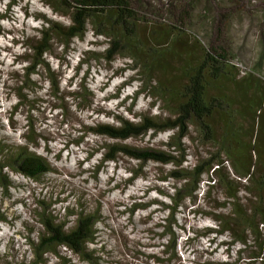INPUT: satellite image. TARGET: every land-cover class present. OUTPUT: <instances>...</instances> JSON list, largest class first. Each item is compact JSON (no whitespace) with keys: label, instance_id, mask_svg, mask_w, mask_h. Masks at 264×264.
I'll list each match as a JSON object with an SVG mask.
<instances>
[{"label":"trees","instance_id":"trees-1","mask_svg":"<svg viewBox=\"0 0 264 264\" xmlns=\"http://www.w3.org/2000/svg\"><path fill=\"white\" fill-rule=\"evenodd\" d=\"M158 1L161 5L168 2ZM183 1L185 8L179 13V21L168 17L158 22L140 15L132 0H44L57 15L69 18L71 24L42 18L47 28L37 29L31 37L23 36L27 66L15 78V94L20 103L24 101L22 91L34 89L36 81L30 76L35 74L50 82L48 95L53 93L61 99L59 82L44 54L51 52L54 43L66 50L73 38L83 39L89 30L94 37L104 36L109 44L102 53L104 60L109 63L119 56L130 58L132 64L126 67L137 70L134 78L142 81L140 91L158 98L166 113H140L139 124L117 117L119 128L108 124L84 126L86 131L113 141L104 145L108 148L106 160H119L120 155L128 157L139 161V172L149 163L174 165L162 177L163 181L169 177L173 180V202L167 205L159 201L168 210L163 227L171 238L164 252L170 255L164 261L151 258L157 264L178 260L173 225L179 227L176 217L180 208L187 207V197L189 205L197 204L191 213L211 217L218 223L217 229L192 228L195 237L227 232L230 239L222 242L226 250L239 244L234 253L237 259H244L245 255L244 264H264V9L260 7L252 15L245 10L247 4L244 9L240 7L246 0ZM251 1L257 4L260 0H248ZM16 3L17 0H9L7 8ZM235 25L246 26L247 38L258 47L251 66L235 45L238 36L230 34ZM211 39L219 40L221 45H215ZM72 95H81L85 106L91 103L87 90ZM149 129L151 134L177 130L164 142L167 150L123 143L148 135ZM193 145H200L203 150L194 162L184 165ZM0 159L15 165L20 157L13 158L8 146L0 142ZM39 167L31 159H24L19 165L29 175H35ZM180 181L184 183L177 188ZM0 182L6 181L0 178ZM202 185L205 188L200 195ZM40 204L47 210L46 203ZM135 205L133 211L137 209ZM55 219L50 213L41 214L45 229L52 233L49 238L42 235L41 247L66 240L76 248L88 235L90 218L82 219L71 236L61 232L63 222L57 224Z\"/></svg>","mask_w":264,"mask_h":264},{"label":"clouds","instance_id":"clouds-1","mask_svg":"<svg viewBox=\"0 0 264 264\" xmlns=\"http://www.w3.org/2000/svg\"><path fill=\"white\" fill-rule=\"evenodd\" d=\"M8 4L9 0H2L0 14L5 13ZM21 9H26L27 18ZM37 13L60 20L66 26L71 24L69 18L57 15L44 0H17L8 12L11 19H0V27L13 30L10 36L0 34V48L7 46L12 49V53L25 51L19 44L12 47L9 42L14 37L23 39L17 31L22 25L25 35H34L33 28L48 27L42 19L36 17ZM93 39L105 42L93 48L88 44ZM77 43L78 49L66 56L67 64L44 54V59L49 61L53 70L58 65L62 66L63 76L58 85L61 92L84 93L87 90L91 93V103L86 106L83 105L81 95L64 97L70 118L65 117L60 107L51 109L46 104L39 105L41 110L47 109L44 111L46 119L41 117L40 112L27 104H20L16 94L3 87L5 81L9 86L13 85L12 79L7 75L0 78V142L8 146L13 158L20 157L15 165L0 159V178L6 181L0 182V264H157L150 257H160L164 261L170 255L164 252L170 234L162 238L157 235L164 232V218L168 216V210L160 204L148 202L156 199L171 205V197L175 193L171 187L172 178L160 181L154 178V173L146 177L133 176V169L139 165V161L131 160L125 165L119 160L104 159L108 151L104 145L113 141L86 131L84 126L95 127L97 123H103L119 128L121 123L115 116L139 124L142 117L137 113L159 115L160 101L157 100L155 106L150 107L153 98L140 91L142 81L134 78L137 70L126 67L132 64L130 58H117L110 62L111 66L107 69L103 60L99 66L92 61L91 65L81 64L78 72H74L73 69L83 59V51L103 53L109 48L106 38L94 37L92 30L86 33L83 43ZM62 48L63 45L57 51L60 52ZM0 58L5 61V72L21 70L27 66L26 62L12 64L13 56L7 53H0ZM37 68L40 66L37 65ZM118 69L123 71L117 72ZM85 71H88L86 77ZM130 77L134 79L130 80ZM30 78L42 83V87L34 92L24 89L27 100H33L34 96L45 97V93L50 90V82L47 79L40 81L35 74H31ZM45 99L54 100V97L48 95ZM16 105L19 106L13 111ZM97 108L104 111L96 113ZM176 130L165 131L157 135L156 139L166 141ZM148 131L151 134L152 130ZM24 159L34 160L40 165L35 175L20 170V161ZM165 168L172 170L174 165L169 163ZM182 183L184 181L177 183V188ZM156 187L165 194H158ZM202 194L203 185L200 190ZM40 201L48 205L47 210L41 206ZM184 203L188 204L187 197ZM197 203L202 204V201ZM133 204L148 206L130 214L127 209ZM45 212L56 218L55 223L63 222L61 232L65 236H71L77 231L82 219L90 218L88 235L81 239L76 248L66 240L57 241L51 247H41L42 235L43 238L52 235L41 222V214ZM176 219L179 223V216ZM188 220L191 222L192 218L189 216ZM190 226L196 229H217L218 223L211 217H197ZM173 231L179 233V228L173 225ZM186 238L184 234L179 236L181 242ZM213 238L215 243L209 248L208 241ZM229 239L227 232L221 235L209 233L200 239L199 247L211 251L221 241ZM239 247V244L234 246L233 256ZM224 253V247H219L207 259L228 261L229 256ZM186 259L190 261L193 257L186 255Z\"/></svg>","mask_w":264,"mask_h":264},{"label":"rangeland","instance_id":"rangeland-1","mask_svg":"<svg viewBox=\"0 0 264 264\" xmlns=\"http://www.w3.org/2000/svg\"><path fill=\"white\" fill-rule=\"evenodd\" d=\"M132 1L134 2L136 9L140 15L144 16L145 18H147L149 20H156L158 22L160 20L161 21L165 20L168 17H176V19L179 21V15H180L179 13L181 12V9L185 8V3L183 0H168V2H165L166 5L165 4L161 5L158 0H157L158 3L156 0H132ZM0 3H2V0H0ZM245 4H247V7H248V9L245 8V10L246 11L249 10L250 14H252V15L255 14V11L259 10L260 7L264 9V0H260L259 2H257V4H255V3L252 4V1H251V3H249L248 0H246L245 2L240 4L241 5L240 7H243V9H244ZM11 8L8 9L6 6V11H5V13L0 14V19H5V18L11 19V17L8 16V12L11 10ZM21 11L24 12L25 18H27L28 13H27L26 9H21ZM35 15L37 18H40V19H42V18L50 19L42 13H37ZM51 20H54V19H51ZM54 21L62 23V21H60V20H54ZM23 27H24V25H22V28L20 30H17L19 35L28 36V37L33 36V35H25L23 32ZM221 27L224 28V26L222 24H221ZM245 27L246 26H242V25L232 26V29H230V34H231V36H238V40H237L235 45L241 48L242 53L245 54V55H243L245 62L247 63L248 66H251V64L255 60L254 59L256 56L255 53L258 50V47H255V43H254L253 39L251 40V39L247 38V33L245 31L247 28H245ZM12 31L13 30L3 29L2 27H0V34H6V35L10 36V35H12ZM32 32L35 35L37 32V29L33 28ZM25 38L26 37H24L22 40H18L14 37L9 43L12 45V47H15L17 44H19L22 48L25 49V47L23 45V41H25ZM84 40H85V37L83 39H75L74 41H72L71 45L66 50L64 48H62L60 52L57 51V48H59L61 45H59L58 43H54V45L52 46L51 52L48 54V56H51L53 59H57V60L61 61L62 64H67L68 63V61L66 59L67 54L69 52H75L78 49L77 41L80 43H83ZM211 40L215 45L216 44L221 45V42L219 40L218 41H214L213 39H211ZM102 43H104V41H99V40H95V39L88 41V44L90 46H92L93 48L101 45ZM0 53H7V54L12 55L13 56L12 64L24 63L25 51H23L21 53H12L11 48L4 46V47L0 48ZM82 56H83V59H81L80 62L76 65V67L73 69L74 72H78L81 64L88 63L91 65L92 61H95L96 65L99 66L100 61L103 60L105 62V69L110 68V66H111L110 62H112V61H110L109 63L106 62L104 60L102 53L91 51V50H85L82 52ZM117 58L124 59L120 56L116 57L115 59H117ZM48 63H49V61H48ZM4 64H5V61L2 58H0V78L7 75L8 78L12 79L14 83H13V85L9 86L7 84V82L5 81V82H3V87L8 88L9 91L15 93V89H16L15 88L16 87V81H15L16 79L15 78H16V76H20L22 74V72H21V70H16V69H12L11 71L5 72ZM49 65H50V63H49ZM9 67H11V66H9ZM50 68H51V65H50ZM51 71L55 74L56 80L59 82L60 78L63 76L62 66L58 65V68L56 70H53L51 68ZM120 71H123V69L117 70V72H120ZM87 75H88V71H85V77ZM114 75H116L115 72H114ZM39 78H40V81L44 80V77L39 76ZM70 79L71 78H69V82H70ZM129 79L131 80L134 78L130 77ZM83 80H84V77L81 78L82 84H83ZM125 83H127V81ZM122 86L123 85H121V87ZM33 87H34V89H32V90H30L28 88H25V89H27L28 91H31V92H34L36 90H40L42 87V83H39L38 81H36V84H34ZM48 93L49 92L45 93V97L48 96ZM22 95L25 97V100L21 101L20 104H27L28 107L32 108L33 110H35L37 112H40L41 117H43L45 119H46V117H44V111H46L47 109L41 110L39 105L46 104L47 107L51 108V109H55L57 107H60L63 110L65 117H68V118L71 117V114L68 112L67 102L64 99L65 96H71V93H69L67 91L61 92V96H60L61 99H59V100L57 97L53 96V93H51L49 95L53 96L54 100H47V99H45V97H36V96H34L33 100H27V97H26L24 91H22ZM152 98H153V103L150 105V107L155 106V102L157 100L160 101L158 98H155V97H152ZM18 106H13V111H15L16 107H18ZM95 111H96V113H101L104 110L102 108H97ZM126 111H130V109H126ZM159 112L162 116H164L165 112H164L163 105L161 104V102H160ZM139 114L140 113H137V115H139ZM144 114H148V113L144 112ZM117 117L121 118L122 116H115L114 118L117 120ZM10 124H11V121H10ZM30 124H31V120H30ZM97 124H103V123H97ZM160 134H163V133H160ZM160 134H148V135H146L142 138L136 139V140L131 139V140H129V142L127 144L132 145V146H136V147H140V148H154V149L161 148V147L164 148L163 144H164V142H166L168 140V138L166 141L157 140L156 137H157V135H160ZM188 143H189V141L186 142L187 145H188ZM164 150H167V149L164 148ZM202 150L203 149L200 145H197V146L193 145V147H191V149L188 151L189 152L188 153L189 154L188 161H186V163L184 165H186V164L189 165L190 163L194 162L195 158L199 157ZM119 161L123 162L125 165H128L131 160L128 157L120 155ZM145 168L147 169V171H144ZM137 169H138V166L134 167L133 176L134 175H140L142 177H146L147 175L154 173L155 174L154 178L157 180H160V181H163L162 177L167 176V172H168V170H166L165 166L153 165L150 163L147 164L143 168L142 172L137 171ZM129 183H131V181H129ZM204 188H205V186H203V189ZM156 191L158 192V194L163 193V190L160 189L159 187H156ZM152 203L160 204L159 200H156V199H152L151 201L148 202V204H152ZM148 204H136L135 207L137 209L142 210V209L146 208L148 206ZM196 205L192 206L190 208L189 204H187L186 208H180L179 209L180 213L178 214V216H179L180 220H179V223H177V225L179 226V227H177V228H179V233L175 232V236L177 238L178 260H174V263H172V264H244L245 260H247L245 258V255L243 256L244 259H242L241 257L239 259H237V256H233V253H232L233 248L231 250L230 249L226 250V247L223 246V244H222L223 241H221L217 245V248L224 247V249H225L224 254L229 256V260L228 261H219V260L207 259V257H212L215 254V252L217 251V248H213V249H211V251L209 250V248H211V245L213 243H215V238L208 241L209 248L199 247V241H200V239H202L204 237H201L199 235H198V237H195V234L192 231V228H194V227L190 226V223L195 222L197 217H201L199 214L191 213L192 209L196 208ZM133 210H134L133 206H131L130 209H127V211L130 214L134 213ZM184 213H187V215H184ZM189 216L192 218L191 222L188 220ZM143 222L144 221L142 220L141 223H143ZM156 226L159 227L161 225L157 224ZM29 230H31V229H29ZM189 233H191V235H188ZM180 234H184L187 236V238L182 242L179 239ZM157 235L162 238L165 235V233L162 232V233H158ZM189 248L191 249L190 252L187 251V249H189ZM228 251H230V252H228ZM13 254L15 255V253H13ZM186 255L193 257V259L188 261L186 259ZM150 259H152V258L150 257ZM5 264H7V262H5Z\"/></svg>","mask_w":264,"mask_h":264}]
</instances>
